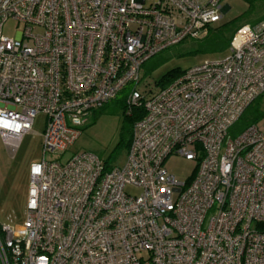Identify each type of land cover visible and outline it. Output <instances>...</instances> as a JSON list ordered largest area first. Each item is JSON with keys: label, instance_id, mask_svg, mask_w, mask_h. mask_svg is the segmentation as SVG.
Listing matches in <instances>:
<instances>
[{"label": "built area", "instance_id": "2783aa9c", "mask_svg": "<svg viewBox=\"0 0 264 264\" xmlns=\"http://www.w3.org/2000/svg\"><path fill=\"white\" fill-rule=\"evenodd\" d=\"M221 1L0 0V140L16 150L46 116L25 221L0 227V264H264V127L229 136L264 94V19L234 32L225 59L137 91L147 61L221 21ZM127 86L126 117L142 115L124 164L61 163ZM172 155L196 163L184 183L164 168Z\"/></svg>", "mask_w": 264, "mask_h": 264}, {"label": "rangeland", "instance_id": "374dc122", "mask_svg": "<svg viewBox=\"0 0 264 264\" xmlns=\"http://www.w3.org/2000/svg\"><path fill=\"white\" fill-rule=\"evenodd\" d=\"M223 16L213 28L225 27V38L230 37L243 25H250L264 16V0H222ZM255 25V24H254ZM20 26L11 20L2 26V35L14 38ZM228 56V47H207L202 40L187 38L171 46L146 62L140 71L137 91L143 96H150L160 90L161 81L171 73L188 70L204 61H219ZM131 86H127L110 102L93 114L87 126L79 128V136L61 158L65 163L70 157L80 153H91L109 168H120L126 159L130 136L131 118L125 115L122 101L128 96ZM257 103L264 112V94ZM248 116V115H247ZM241 123L236 124L229 132L234 138L241 132ZM262 130L264 119L256 122ZM46 126V116L38 114L31 131L23 136L16 150L5 147L0 140V227H17L23 224L26 217L27 189L29 168L32 163L42 159V141ZM46 161L58 159L47 155ZM164 168L177 182L189 180L195 169L194 161H187L179 156H170ZM130 195L138 191L127 189Z\"/></svg>", "mask_w": 264, "mask_h": 264}, {"label": "trees", "instance_id": "16d2710c", "mask_svg": "<svg viewBox=\"0 0 264 264\" xmlns=\"http://www.w3.org/2000/svg\"><path fill=\"white\" fill-rule=\"evenodd\" d=\"M248 1L249 3L252 2V0H246ZM262 19H264V16H262L258 21H256L254 24L258 23L259 21H261ZM253 24V25H254ZM225 29V27L223 26H220V27H217V28H210L209 31H208V34L207 36L203 39V42L207 45V47H211V48H214V47H219L221 45H223V47H229V43H230V40H231V37L233 36V34L228 37V38H225V36L223 35L224 32L223 30ZM148 62V61H147ZM183 72V71H182ZM182 72H178V73H171L169 75H167L160 83V89H163L165 87H167L168 85H170L175 79H177L181 74ZM126 98H124V100L122 101V105L124 108H126ZM259 99V98H258ZM254 101L247 109L246 111L244 112V114L241 116V118L238 120V122L236 124H239L241 123V132L244 131L245 129H247L248 127L252 126V125H256V122L261 120V119H264V112L261 111L258 103H257V100ZM117 100V99H115ZM114 100V101H115ZM103 108V107H102ZM97 112V111H96ZM95 113V112H94ZM93 113V114H94ZM133 115H131L130 117H127V118H131V127H130V132H131V128L134 124V122L138 119L141 118V111L139 110H134ZM248 115V116H247ZM93 116V115H92ZM234 124L233 127L236 125ZM232 127V128H233ZM231 128V129H232ZM230 129V130H231ZM230 132V131H229ZM129 142H130V136H129V141H128V144H127V147L129 148ZM106 169H110L109 167H107L105 165ZM256 229L260 232H264V224H260V225H257L256 226Z\"/></svg>", "mask_w": 264, "mask_h": 264}]
</instances>
